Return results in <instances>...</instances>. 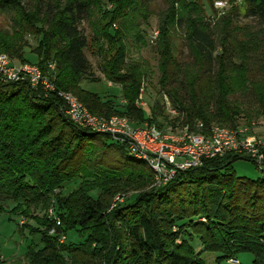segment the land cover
I'll return each mask as SVG.
<instances>
[{"label":"trees","instance_id":"trees-1","mask_svg":"<svg viewBox=\"0 0 264 264\" xmlns=\"http://www.w3.org/2000/svg\"><path fill=\"white\" fill-rule=\"evenodd\" d=\"M22 1L0 0V10L18 13L11 38L0 33V54L7 52L20 63H31L18 45L20 28L26 34H42L36 50L38 63L31 64L39 66L56 87L47 93L25 81L0 79V215L8 202L17 205L13 213L28 220L30 208L44 210L52 202L51 208L56 207L52 216L33 218L38 228L23 225V233L29 230L40 239L39 244L32 240L27 249L29 264H206L202 252L197 253L189 242H177L176 219L189 221L187 228L199 236L203 252L221 254L218 262L251 254L252 264H264V175L253 180L232 169L235 161L252 159L230 154L208 160L155 187V175L146 160L131 155L109 135L76 125L58 95L73 93L101 117L120 115L136 125L163 128L166 124L158 118L163 105L156 101L148 117L137 105L148 71L145 65L128 61L126 46L128 34L144 42L131 17L146 11L155 0H112L117 7L93 24L91 39L80 25L101 0H57L47 11L40 6L29 11ZM243 1L246 14L264 28V0ZM221 20L207 21L197 0H171L160 25L159 92L166 94L191 131L198 132V121L205 131L213 125L237 128L243 110L233 99L253 84L248 64L260 44L256 38H241L232 31L230 16ZM116 21L121 31L112 32ZM40 23L47 29H38ZM178 26L185 28L187 62L173 52L172 30ZM93 44L101 60L99 71L121 89L122 110L114 100H102L81 87L84 80L100 81L86 55ZM253 90L264 108V81ZM179 119L173 127L183 128ZM75 179L80 183L68 196L56 192ZM133 189L143 192L123 203L113 202L118 193ZM50 228L57 235L50 236ZM71 233L83 241H60L62 234Z\"/></svg>","mask_w":264,"mask_h":264},{"label":"rangeland","instance_id":"rangeland-1","mask_svg":"<svg viewBox=\"0 0 264 264\" xmlns=\"http://www.w3.org/2000/svg\"><path fill=\"white\" fill-rule=\"evenodd\" d=\"M189 2L192 0H188ZM199 5L204 10V17L212 21L213 24L220 23L221 18L230 16L232 18L233 30L241 38H256L257 42L260 44V50L258 53L252 55L251 60L249 61L250 68V79L253 81L251 84V90L239 94L233 100L235 103L240 105L243 110V114L238 122V127L241 129H248L250 132L249 135L255 136L264 143V115L261 112L264 110L263 107L257 101L255 91L253 87L258 83L264 81V28L258 23V21L246 14V5L243 0H197ZM23 5L30 11L36 9L38 6L42 10L47 11V9L54 4H57V0H23ZM171 0H155L151 3L146 11L144 9L139 10L138 13H133L131 19L133 21L134 27L141 31V36L144 38V42L137 41L135 36H126V46L128 50L127 59L129 62H139L146 66L148 71L147 79L145 80L144 86V95L143 102L146 104L141 106L143 108L144 114L146 117L150 115L153 104L158 101L160 105H163L162 116H159V121L166 124L164 127L170 128L173 123L176 122V118L180 117L179 121L183 127L190 128V125L184 123L183 116H179V113L172 108L171 102L166 94L159 92L158 80H159V55H158V37H156V31L160 32V25L162 20L165 18V15L169 9ZM218 2H223L224 6L222 8L218 7ZM177 6V4H176ZM117 7V4L112 0H101L97 3V6L94 7L91 15L88 19L83 21L80 25L81 29L84 31L86 36L91 39L93 35L92 26L97 22L101 17H105L104 12H111L114 8ZM178 8L180 5L178 4ZM143 14H147V17H144ZM18 13L6 10H0V33L2 35L11 36L15 33L17 28L15 27V20L17 19ZM220 19V20H219ZM219 20V21H218ZM41 31L47 29V25L44 23L37 24L36 26ZM121 25L116 21V24H113L112 32L114 30H120ZM235 29V30H234ZM25 30V29H24ZM24 30H21L22 38L19 41L21 53L26 61L31 63H38V55L36 50L38 49V44L41 40V35H31L26 34ZM121 31V30H120ZM136 31V30H135ZM172 46L175 57L182 61H189V51L185 41V28L178 26L172 30ZM159 35V34H158ZM219 37V36H218ZM97 44L90 45L86 50V55L93 66V71L95 77L100 79L99 82H91L89 80H84L81 83V87L89 92L98 94L102 100H114V104L118 110L125 108V101L121 98V89L118 85H113L105 80L103 74L99 71L100 58L98 57ZM220 51V49H218ZM217 51V53H218ZM216 53V54H217ZM7 55L15 63L21 62L18 57L8 54L7 52L1 53ZM0 54V55H1ZM254 56V57H253ZM235 61H239L236 59ZM255 83V84H254ZM73 94V93H72ZM170 110L176 112L173 113ZM197 122V121H196ZM199 122V121H198ZM163 127V128H164ZM224 127V126H223ZM232 169L236 175L240 177L258 179L263 177L264 169L254 163V161L246 160L244 158L235 161L232 164ZM80 179H75L71 183H66L63 188H58L56 192L62 193L64 196H68L74 189L79 185ZM154 186H158L154 183ZM126 191V190H123ZM143 192L142 189L128 190L127 192L118 193L114 198V201L117 197H120L122 201L118 203H123L129 199L135 197L137 193ZM61 194V195H62ZM97 192H93L92 196L96 197ZM113 201V202H114ZM55 202L51 204L54 205ZM117 203V204H118ZM51 205V206H52ZM17 205L15 203H5V212L0 215V264H29L27 257V249L31 245L32 240L36 241L37 244L40 243L39 237L35 239V235H31L29 230H24V224L28 223L33 225V227L38 228V225L35 222V217L43 218L50 215V211L53 213L56 212L55 208H45L44 210L38 208H30L32 215L31 219H26L20 213H13L12 210ZM26 209V208H23ZM55 209V210H54ZM200 220H205L201 218ZM184 226L182 227L181 225ZM189 225L188 220L176 219L175 225L173 226V232L179 233L180 238L177 241H187L194 248L197 253L202 252V259L206 264H252L253 256L251 254H241L236 257L223 260L218 262V258L221 256L217 252H203L204 248L199 239V236L194 234L190 228H187ZM50 236L57 235L54 228H50L48 231ZM34 234V233H33ZM41 237V235H40ZM72 241V242H81L83 239L78 234H72L67 236L62 234L60 236V241Z\"/></svg>","mask_w":264,"mask_h":264},{"label":"built area","instance_id":"built-area-1","mask_svg":"<svg viewBox=\"0 0 264 264\" xmlns=\"http://www.w3.org/2000/svg\"><path fill=\"white\" fill-rule=\"evenodd\" d=\"M218 7L224 6L218 2ZM156 37L158 32L156 31ZM55 68L54 64L50 65ZM0 79L5 82H28L31 87L44 91H56L52 79L41 68L31 63H15L7 55H0ZM141 90L137 105L144 106ZM65 101L69 118L81 128L109 135L114 142L123 144L129 153L147 161L155 175V184L162 186L175 178L180 171L200 167L205 161L230 154L248 157L264 169V143L249 135L248 129L213 125L205 131L204 124L197 122L198 132L190 128H159L150 123L136 125L120 115L101 117L90 110L72 93L59 92ZM175 113L174 110H170ZM122 201L117 197L114 203ZM115 204H113L114 206ZM53 211H50V215ZM57 225L60 221L57 220Z\"/></svg>","mask_w":264,"mask_h":264}]
</instances>
